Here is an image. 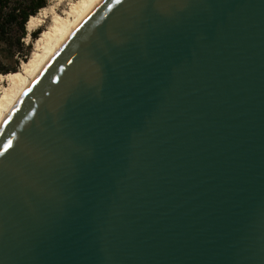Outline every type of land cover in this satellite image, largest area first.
I'll return each mask as SVG.
<instances>
[{
  "label": "water",
  "instance_id": "95a60500",
  "mask_svg": "<svg viewBox=\"0 0 264 264\" xmlns=\"http://www.w3.org/2000/svg\"><path fill=\"white\" fill-rule=\"evenodd\" d=\"M0 264H264V0H99L0 130Z\"/></svg>",
  "mask_w": 264,
  "mask_h": 264
},
{
  "label": "bare ground",
  "instance_id": "6f19581e",
  "mask_svg": "<svg viewBox=\"0 0 264 264\" xmlns=\"http://www.w3.org/2000/svg\"><path fill=\"white\" fill-rule=\"evenodd\" d=\"M98 1L99 0H82L80 4L72 8L67 18L60 16H55L54 19L52 18V28L50 31L44 32L42 39L39 41L42 55L37 54L29 63H26L22 72L9 74L6 78L5 76H0L1 83L5 81L10 82L9 88H5L0 98V130L56 52L76 30ZM55 9L56 8L51 11L53 12ZM45 10H47V8H45L44 11ZM49 13L50 10L49 12L41 14L44 15L42 16L44 21L49 18ZM44 21L38 19L37 16L32 17L27 26L33 29L40 26V24L42 25ZM1 87L2 85L0 88Z\"/></svg>",
  "mask_w": 264,
  "mask_h": 264
},
{
  "label": "trees",
  "instance_id": "16d2710c",
  "mask_svg": "<svg viewBox=\"0 0 264 264\" xmlns=\"http://www.w3.org/2000/svg\"><path fill=\"white\" fill-rule=\"evenodd\" d=\"M50 0H0V76L17 73L28 62L27 25L48 7ZM41 30L32 34L37 40Z\"/></svg>",
  "mask_w": 264,
  "mask_h": 264
},
{
  "label": "rangeland",
  "instance_id": "374dc122",
  "mask_svg": "<svg viewBox=\"0 0 264 264\" xmlns=\"http://www.w3.org/2000/svg\"><path fill=\"white\" fill-rule=\"evenodd\" d=\"M81 2H82V0H50L49 5L47 7V10H45V11L42 10L37 15L38 19L44 21V19L42 18V16H44V15H41V14H44L45 12H49V10H50V13H49L50 16L48 15L49 18L45 19V21H44V23H42V25L40 24V26H37L33 29H30V27L27 26L28 37H27L25 42H26L27 47L30 46V51L28 54V62L27 63H29L33 58H35L37 54L42 55V51H41V48L39 46L40 45L39 41L42 39L43 33L50 31V29L52 28V26H53L52 22H53L54 17L60 16L63 18H67L68 14L71 13L70 11H72V8L74 6L80 4ZM54 8H56V9L53 10V12H52L51 10ZM40 16H41V18H40ZM39 30H41V34H40L39 38L37 40L33 39V37L31 35L36 33ZM25 64H26L25 62H22L20 68L18 69V72L23 71ZM1 76H5V78H6V76H8V75H1ZM1 85H2V87L0 88V98L2 97L1 95H2L3 91L5 90V88L6 89L9 88L8 86L10 85V82L9 81H5L4 83L0 82V86Z\"/></svg>",
  "mask_w": 264,
  "mask_h": 264
}]
</instances>
